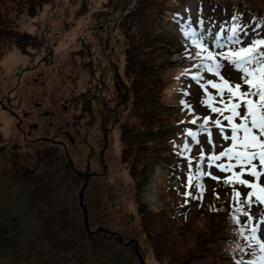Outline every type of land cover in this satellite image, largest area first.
Listing matches in <instances>:
<instances>
[{
	"label": "rangeland",
	"instance_id": "rangeland-1",
	"mask_svg": "<svg viewBox=\"0 0 264 264\" xmlns=\"http://www.w3.org/2000/svg\"><path fill=\"white\" fill-rule=\"evenodd\" d=\"M121 1L0 0V264H141L140 256L145 264H253L258 249L230 223L232 185L205 176L202 199L182 195L188 160L173 145L191 147L196 173L201 149L218 155L233 145L222 139L231 134L223 116L200 103L205 93L191 78L200 59L183 58L180 26L203 19L211 48L221 28L242 24L247 43L264 36V0ZM175 7L171 25L164 14ZM158 39L165 50H146ZM14 48L29 60L13 59L19 64L5 72ZM208 114L211 137L200 127ZM206 159L205 171L232 175L208 167H227V157ZM74 169L91 173L84 201L92 233L79 200L85 178Z\"/></svg>",
	"mask_w": 264,
	"mask_h": 264
},
{
	"label": "snow or ice",
	"instance_id": "snow-or-ice-1",
	"mask_svg": "<svg viewBox=\"0 0 264 264\" xmlns=\"http://www.w3.org/2000/svg\"><path fill=\"white\" fill-rule=\"evenodd\" d=\"M242 14L237 12L232 17L233 20H238ZM205 21L198 19L196 26L193 25L190 18L180 26L182 40L184 42V59L195 61L200 59L199 64H194L193 67L198 71L191 78L198 83L201 80L205 82L200 84V88L207 95V100H201L200 103L205 107H211V111L219 113L224 120L228 121L230 127V135L224 134L222 139L225 141H233V145L227 151H221L218 155H213L209 159L219 161L227 157L229 164L208 165L209 168L215 167L219 172H232V176L224 178L218 177L213 171H205L201 168L196 174V179L199 181L193 185L194 179L191 172L188 174L186 190L182 195L192 199H202L203 196V179L205 176L212 180L223 179L229 185H240V189L234 188L235 206L231 208L230 223H234V231L238 234V238L242 237L245 245L253 246L259 250L261 255L253 264H264V36L252 39L250 42H244L241 34L247 35L242 24H233L228 30L221 28L213 38L211 48L206 43L204 32ZM209 34L211 30L209 29ZM230 34H227L229 33ZM190 41V44H189ZM231 45V47H230ZM198 49L189 51V48ZM227 51H215L214 49H225ZM219 58L227 61L239 76V82L228 76L227 73H222L225 67L219 61ZM203 72L211 73L212 76L218 78L205 79ZM209 86L216 89V94L208 92ZM246 86V87H245ZM188 93H182L187 95ZM227 96V99H225ZM221 107L213 106L212 102L217 100ZM184 109H191L192 105L185 100H181ZM243 107V114H241ZM227 111L229 115L225 116ZM238 118L240 123H236ZM210 117H206L204 124L201 125V130L206 131L211 137L212 133L207 129L206 125ZM183 123V122H181ZM191 124H196V119H193ZM217 127H221L219 119L213 120ZM188 136H194L189 131ZM196 143L200 141L197 139ZM211 144V139L209 140ZM215 147V145H213ZM177 150L178 155L188 160L189 169L192 167V160L185 156L184 153H190L191 147L188 144L173 145ZM203 153V149H201ZM204 156L201 154L199 163L204 164ZM239 168L236 172L234 169ZM247 176L248 178H244ZM233 177L235 179H233ZM196 189H199L200 196L196 195ZM247 190V191H245ZM244 191V201L240 202L241 192ZM189 200H185V204ZM260 207L261 215L253 217L251 212L254 207ZM246 219L241 221L240 217ZM245 232L248 234L245 235ZM239 264V262H235Z\"/></svg>",
	"mask_w": 264,
	"mask_h": 264
},
{
	"label": "trees",
	"instance_id": "trees-1",
	"mask_svg": "<svg viewBox=\"0 0 264 264\" xmlns=\"http://www.w3.org/2000/svg\"><path fill=\"white\" fill-rule=\"evenodd\" d=\"M122 3H124V5H123V7L122 8H124V7H126L127 5H129L130 4V2H129V0H122L121 1ZM138 2L139 1H137V4H136V6L135 7H133L132 9H130V10H128L127 12H125L124 14H123V16L122 17H126V16H128V15H132V14H134L137 10H138V8H137V6H138ZM182 3V2H181ZM181 3H180V6H181ZM183 5V4H182ZM178 6H179V4H178ZM179 7H175V8H167L165 11V14H164V16H165V18L167 19V21L168 22H170V24L172 25V24H175V14L177 13H179V11L180 10H176V9H178ZM237 11V10H236ZM179 16V15H178ZM177 16V17H178ZM157 36V35H156ZM155 42V44L153 43V42H150L149 43V45L147 44V48H146V50H152V49H154V46H155V48H157V49H159V47H161L162 49H164V43L162 42V41H159V39L157 40V41H154ZM150 48V49H149ZM165 50V49H164ZM178 133H180V132H178L177 131V129H175V130H170V131H167L166 132V138L164 139V141H165V143L167 144H170L171 145V142H172V139H173V136H171V137H169L170 135H172V134H178ZM168 134H170V135H168ZM167 139H168V141H167ZM185 174H186V176H187V180H188V174H189V172L188 171H186L185 172ZM224 181V180H223ZM231 204L232 203V200H230V195H228V204ZM231 214V213H230Z\"/></svg>",
	"mask_w": 264,
	"mask_h": 264
},
{
	"label": "water",
	"instance_id": "water-1",
	"mask_svg": "<svg viewBox=\"0 0 264 264\" xmlns=\"http://www.w3.org/2000/svg\"><path fill=\"white\" fill-rule=\"evenodd\" d=\"M74 172L77 175H79V176H84V178H85L84 185L82 186V188L80 189V192H79V200H80V206H81L83 214H84V226H85V229L88 232L92 233L93 230H91L90 223H89L88 209H87V207L85 205V201H84V189H85V187L88 184L89 177H90L91 173H89V172L83 173L82 171H80L78 169H74ZM101 229L102 230L104 229L105 232H111V233L113 232V231H111L109 229H105V228H101ZM117 239H118V241L123 242V238L121 236H118ZM135 250H136V252H138V248L137 247L135 248ZM140 261H141V264H145V261H144L142 256H140Z\"/></svg>",
	"mask_w": 264,
	"mask_h": 264
},
{
	"label": "bare ground",
	"instance_id": "bare-ground-1",
	"mask_svg": "<svg viewBox=\"0 0 264 264\" xmlns=\"http://www.w3.org/2000/svg\"><path fill=\"white\" fill-rule=\"evenodd\" d=\"M22 57H24V61H22L23 63L29 60V54L28 53H25V54L22 53L21 54L20 52H18L17 49H15V48L12 49L9 52V54L6 56V58H4V60L2 61V64L5 67V72L6 71L9 72L10 70H12V68L14 67V66L12 67V65H16L17 63L19 64V62H16V60L13 62V59H16V58L22 59ZM11 61H12V63L10 65H8V63ZM116 147H118V144L116 145Z\"/></svg>",
	"mask_w": 264,
	"mask_h": 264
}]
</instances>
